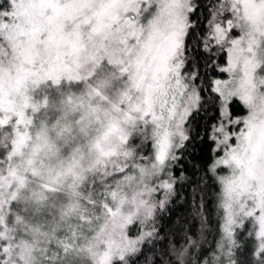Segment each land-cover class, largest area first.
<instances>
[{"label":"snow or ice","instance_id":"1","mask_svg":"<svg viewBox=\"0 0 264 264\" xmlns=\"http://www.w3.org/2000/svg\"><path fill=\"white\" fill-rule=\"evenodd\" d=\"M0 264H264V0H0Z\"/></svg>","mask_w":264,"mask_h":264},{"label":"trees","instance_id":"2","mask_svg":"<svg viewBox=\"0 0 264 264\" xmlns=\"http://www.w3.org/2000/svg\"><path fill=\"white\" fill-rule=\"evenodd\" d=\"M208 150L203 145L197 146L194 150L190 151L189 156L185 157V164L188 166L189 173L191 172L193 164L199 166L206 159ZM183 200L179 201L177 205L173 206L174 211L165 215L164 227L166 231H171L183 223V219L187 216L186 209L180 207Z\"/></svg>","mask_w":264,"mask_h":264}]
</instances>
